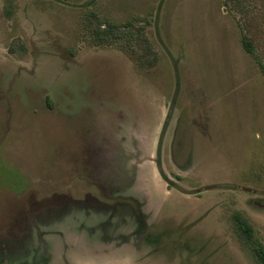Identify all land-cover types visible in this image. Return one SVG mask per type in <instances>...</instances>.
<instances>
[{"label": "rangeland", "instance_id": "obj_1", "mask_svg": "<svg viewBox=\"0 0 264 264\" xmlns=\"http://www.w3.org/2000/svg\"><path fill=\"white\" fill-rule=\"evenodd\" d=\"M92 13L144 25L154 65L96 44ZM245 23L229 0H0V264H257L233 219L264 244Z\"/></svg>", "mask_w": 264, "mask_h": 264}, {"label": "trees", "instance_id": "obj_2", "mask_svg": "<svg viewBox=\"0 0 264 264\" xmlns=\"http://www.w3.org/2000/svg\"><path fill=\"white\" fill-rule=\"evenodd\" d=\"M229 1L235 9H238L246 16V23L243 31V45L246 51L255 58L264 75V61L258 51V40L256 37L257 28L255 24L249 22L253 10L252 7L249 6V0ZM91 18H93L94 21L87 24V29H89V37L96 44L113 45L115 43H121L127 46L134 54H138V51L142 49L144 54L139 58L141 59L142 56L146 57V54H148L150 56L147 59L148 64L154 65L158 58V52L148 39L144 25L137 26L131 21L116 23L111 20L103 19L94 13L91 14ZM158 165L162 167L160 162H158ZM161 174L167 179V175L164 172H161ZM169 185L172 184L170 183ZM133 203V207H135V209L138 208V204L135 201ZM233 219L241 239L250 247L256 263L264 264V244L259 240L254 226L240 212L235 213Z\"/></svg>", "mask_w": 264, "mask_h": 264}, {"label": "flooded vegetation", "instance_id": "obj_3", "mask_svg": "<svg viewBox=\"0 0 264 264\" xmlns=\"http://www.w3.org/2000/svg\"><path fill=\"white\" fill-rule=\"evenodd\" d=\"M159 169H160V172H164L163 169H162V167L159 166ZM163 178H164V177H163ZM164 179L169 183V180H170V179L168 178V176H167V179H166V177H165ZM249 190L251 191L252 189L249 188Z\"/></svg>", "mask_w": 264, "mask_h": 264}, {"label": "water", "instance_id": "obj_4", "mask_svg": "<svg viewBox=\"0 0 264 264\" xmlns=\"http://www.w3.org/2000/svg\"><path fill=\"white\" fill-rule=\"evenodd\" d=\"M244 189L250 191L249 188H246V187H245Z\"/></svg>", "mask_w": 264, "mask_h": 264}]
</instances>
